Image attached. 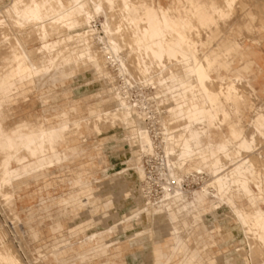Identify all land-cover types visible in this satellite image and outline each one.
I'll return each mask as SVG.
<instances>
[{
  "label": "bare ground",
  "instance_id": "bare-ground-1",
  "mask_svg": "<svg viewBox=\"0 0 264 264\" xmlns=\"http://www.w3.org/2000/svg\"><path fill=\"white\" fill-rule=\"evenodd\" d=\"M165 1L167 3L164 5L159 0H10L3 10L0 9V198L3 199L4 206L11 210L15 204V195L23 186L30 182L38 183L42 179L45 183L46 177L56 171L71 172L72 177L65 174V177L57 178L58 181L66 180L70 185L72 191L66 197L55 200L56 197L53 196L38 195L37 212L29 211L25 220L21 221L27 227L32 240L40 239L39 228L45 221L50 228L58 230L60 239L49 247L48 254L52 259L67 262L69 258L63 254H70L75 260H84L88 255L95 256L100 252L104 256V262L98 264H114L109 258L119 257L125 250L121 245L128 242L130 248L145 250V257L150 264H153L152 256L157 261L164 257L162 264H169L175 254L179 255L177 264H246V261H252L258 255L264 254V246L259 238L262 226L258 216L259 213H264V205L259 199L251 202L245 191L247 186L248 191L258 198L260 192L256 188V182L260 177L258 174L254 177L244 166L243 161L251 164L250 155L245 153L242 156V149H238L236 144L226 143L230 124L224 123L227 126L224 142L216 139L211 129L214 128L216 118L219 122L224 121V113L228 111L223 108L221 101L220 107H217L205 103L203 99H197L193 106L192 92H185L179 86L187 84L191 87L195 84V80L189 82L183 78L184 57L189 52L196 60L205 56L200 55V47L214 24L223 25V21H218L214 13L223 7L225 0H214L211 6L212 15L198 4V0H184L185 4L181 7V0ZM125 3L129 5L128 9L123 7ZM36 4L47 5L44 14L48 18L41 23L27 18L30 8ZM141 4L148 9L153 5L164 8L168 12V25H164V18L161 17L158 22L152 21V27L145 34V29L149 27L145 22L148 17L145 9L137 7ZM237 8L238 5L232 14ZM262 13V3L257 4L249 13L250 19L254 16L258 18L260 24H257L260 27ZM97 15L103 17L102 21H98L100 28L96 25ZM13 24L30 31L29 35L34 33L36 46L28 47L24 44L26 40L22 41L23 38L16 34L9 36L6 29ZM25 33L27 35L28 32ZM98 42L102 44L100 49L99 46L98 49L95 47ZM255 42L260 44V39L256 38ZM161 50L164 55L157 59L153 53L159 54ZM222 56L227 58L228 53L224 51L214 55L217 58ZM16 57L21 59L17 60ZM219 61L227 65L231 63L228 58L226 62ZM110 66L115 67L118 75L123 77L121 85L116 82L111 85L115 75H111L113 72L110 74ZM85 75L90 76L91 79H88L91 82L101 83V86H104L102 80L105 81L103 84H110L108 87L113 91V94L110 92L113 100L111 102H114L112 108L101 109L95 103L92 107H83L86 111L81 115L75 100L62 105L49 103V99L54 100L55 96L47 93L54 90L55 86L64 84L70 78H82ZM170 76H175L179 83L169 80ZM230 77L232 76L224 75L221 80L213 77L214 85L205 87L210 92L213 88L217 92L226 85L223 91L227 95L229 84L232 89L236 88L232 85L233 79L229 81ZM161 78L166 84H160ZM137 82H144L142 87L155 84L153 88L158 91L154 92L155 97L158 94L160 96H152V99L158 108H155L158 114L156 121L159 123L161 141L157 145L162 151L163 165L167 172H163L165 182L161 184V195L155 198L158 201L150 199L144 192L148 181H144L145 173L140 157L155 154L156 146L143 119L147 115L142 110L145 103L143 100L131 101L127 93L129 85L133 87ZM169 87L175 88L176 92L169 91ZM32 88L46 90L40 92L41 111L32 118L19 117L14 125L5 127L4 112L12 109L19 100L26 103ZM185 96L187 102L183 98ZM99 99L101 102L109 101ZM181 104L184 107H180ZM230 109L234 110L232 103ZM50 112L54 113L51 118L47 116ZM217 115L221 117L218 118ZM180 121L182 126H178V129H174L176 125L171 126ZM106 123L108 127L110 125L111 128L113 126L123 129L113 135L112 141L123 139L124 148L129 149L127 154L119 149L121 147L116 150L107 149L108 154L118 152L111 155L113 158L124 155L132 163L136 177L118 172L106 181H98L91 175L99 170L106 177L113 168L112 163L105 169L94 164L86 166L85 162L70 167L83 158L91 163L95 157L102 161L106 153L100 152L101 146L110 142L109 137L100 139L99 147L94 149L96 156L91 149L83 147L81 143L77 144V141L80 142L81 136L83 138L85 129H91L97 134L105 130ZM248 132L245 139L252 140L253 132L250 129ZM221 145L227 155L218 151ZM186 148L191 149L192 155H184ZM217 164L218 167H215ZM192 167L198 172H206L209 182H205L199 190L194 191L193 198L187 200L181 181ZM42 187L45 189L47 186L45 184L39 189ZM212 196L216 201L205 208L204 202ZM127 199L133 205L128 212L116 211L117 207H121V201ZM243 199L242 205L240 202ZM162 204H165L167 210L163 211ZM221 204L230 213L222 212ZM234 212H239L246 221L241 222ZM81 214L85 217L77 220ZM14 215L16 219H20L17 214ZM148 217L152 221L144 227ZM64 219L71 222L67 237H63L59 230ZM220 220L223 223H219ZM231 221L241 229L246 239V257L239 248L233 253L212 255L214 248L219 249L221 243L227 247L231 245ZM124 222L133 226L129 235L126 234L121 239L111 238V234ZM137 226L141 228L139 231L134 230ZM99 227L105 229L102 231ZM90 228L94 229L85 233ZM80 234L83 236L77 237ZM1 237L3 239L4 236ZM71 237L77 238L71 240ZM2 239L0 248L6 247L21 264L17 250L14 248L17 252L14 253L9 241L6 244ZM190 239L194 240L192 243L195 244L191 243L193 246L190 245ZM166 243L170 244L168 254L163 251ZM115 245L117 246L112 250ZM236 252H242V255L237 256ZM46 256L44 253L41 259ZM219 258L223 260L220 261ZM82 263L90 264L86 261L80 264Z\"/></svg>",
  "mask_w": 264,
  "mask_h": 264
},
{
  "label": "rangeland",
  "instance_id": "rangeland-1",
  "mask_svg": "<svg viewBox=\"0 0 264 264\" xmlns=\"http://www.w3.org/2000/svg\"><path fill=\"white\" fill-rule=\"evenodd\" d=\"M8 2H10V0H1L0 1V9L3 10L4 5L8 4ZM159 2H160V0H159ZM160 3L164 4L162 2H160ZM241 7H243V12L245 14H248L251 6H241ZM252 9H253V7H252ZM238 10H239V8H238ZM243 12H240V11L237 12V10H236V12L233 13L229 17L228 21H225V23H226L225 25L219 26V28L222 30L224 29L226 33H227V30H232L230 34H233V36L230 37V39L233 40V41L232 40L231 41L233 42V45L235 46V48L238 50H239V48H240L239 46H241V44L250 43V41H255L256 38H259L260 40H262L260 37H258L259 36L258 30L261 29V27L257 24V23L260 24V21L258 20V18L253 19L251 21L252 22L251 23L247 20L246 15L242 14ZM96 18H97L96 19V25L98 26V28H100V22H98V21H102L103 17L101 15H97ZM13 25L16 26V24H13ZM13 25H11L9 28L6 29L9 36H14V34H16L17 37H19L21 39L23 38L22 41L26 40V42L25 43L23 42V43L25 45H27L28 47H35L36 46V41L34 40V36H33L34 33H31L32 35H29L30 31H25L26 29L24 27L22 30V27L20 26L21 29L19 30L20 27H17L18 25L16 27ZM246 29H248V30L254 29V33L256 34V36H252L250 34V31H245ZM19 32H21L22 34ZM25 32H28L27 35ZM19 34H21V35H19ZM237 34H239V35H237ZM212 39L213 38L210 37V38L204 40V44L200 48V55L206 54V53L201 52V49L204 45H207L208 43H210V41ZM216 39H219L221 41L222 40L224 41L225 39L229 40L228 37L225 38L222 36L220 38H216ZM98 46L100 49L102 44L98 42L95 45L96 49H98ZM260 48L264 52V44L261 45ZM225 62H226V60H225ZM240 67H242V66H240ZM114 69H115V67H111V66L108 67L110 74L113 72L111 75H113V76L115 75V77H116V78L115 77L112 78L111 85L115 82L117 83V85H121L123 82V79H122L123 77L120 76V74L118 75L116 69L115 70ZM237 71L239 72V70H237ZM237 71L236 70L234 71V69H233L231 71V74H230L232 76V79L235 76L240 77V79H233L234 83H232L233 87H236L235 90L233 89V94L231 97V99L233 101L232 104L234 105V110L230 109V104L228 103V101L226 99H222L220 101L222 102L223 108L226 111L229 110V112H230L229 113V119L231 121V125H236L237 129L239 131H241L242 134H245L246 132L249 131V129H250V132L255 131L253 121L256 119V115L259 113V109L262 105V102H264V94H261L260 98H256V96L253 92V89L251 88L248 80L245 79ZM87 76L88 75H85L82 78H76V79L70 78L64 84L55 86L54 90L47 93V95H49V96H55L54 100L49 99V103L53 104V102H55L56 105H62V104L67 103L68 101L75 100L77 105L79 106L78 108L80 109L79 112L81 115L84 114V112L86 111L83 107H86V106L92 107V106H94L95 103H96V105H100L101 109L107 108L109 110V108H112V106H114V104H113L114 102H111L113 100L111 99L110 96H111V93L113 94V91L110 90V88L108 87L110 84L109 85L108 84L106 85L105 83L103 84V82H105V81L102 80V85H104V86H101V83H98L96 81L91 82L90 76H88V77ZM220 76H221V79H223L224 75L220 74ZM88 78H90V79H88ZM86 79L88 81L89 80L90 81L88 82ZM215 79H216V77H215ZM229 80H231V79H229ZM260 82H262L261 79H260ZM142 84H144V82H142V83L137 82L133 87H131L129 85V90L127 93H129L128 96H129L131 101L136 100L138 102V100H140V101L143 100V102L145 103V106H144L145 108L143 107L144 109H142V110H143V114H145V115L147 114V115L144 116L145 118L143 117V119H144L146 127L148 126L149 131H151L150 135L153 136L152 138H153V141L155 142L156 149L154 152L155 154L150 155L149 157H147L146 155H142L141 156L142 158L140 157V160H141V166H142L144 173H145V177H144L145 180L144 181L145 182L148 181L147 182L148 185H146L144 192H145V194L148 195V197L150 199L155 200L156 197L161 195V189H162L161 184L164 181L163 175H164V173L167 172V170L165 169V167L163 165V163H164L163 158L164 157H163L162 151L160 148H158V145H157L161 141L160 127H159V123H157V121H156V119L158 117L156 110L158 108H157L155 102L153 101L152 96L155 97L156 95L154 94V92L157 93L158 91H155V88H153V86H147V87L143 86L142 87ZM253 84L256 87V89H258V84H255V83H253ZM225 86L226 85H223L222 90L225 89ZM105 87H106V89H105ZM43 91L45 92L46 90L42 89L40 91V90H35L34 88H32V93L29 94V96H28L29 100L26 103L22 102V100H19L18 104H15L12 109L4 112L5 120L3 122V125L5 127H9V126L14 125L16 119L19 117L24 116L27 118H32L37 113H39L42 109V106L40 104V97L42 96V94H40V92H43ZM220 91H221V89L217 92H220ZM96 92H99V93H96ZM108 92H109V97H108ZM55 93H57V94H55ZM100 93H102V94H100ZM223 93H224L225 97L229 96V94L226 95L224 91H223ZM237 96L242 97V100L237 101L236 100ZM97 97L105 99V100H109V101L101 102V100ZM157 97L158 98L160 97L159 94L157 95ZM157 97H155V98H157ZM247 98L254 99L252 102V106H251L250 102L247 101ZM155 108H157V109H155ZM251 109H255V112L251 111ZM145 112H148V113H145ZM217 112L220 113L219 110H217ZM237 112H239V116L236 115ZM53 114L54 113L50 112L49 114H47V116L49 118H51V116ZM149 115L152 117V120H151V117ZM217 117L219 118V117H221V115L220 116L217 115ZM51 120H53V119H51ZM146 122L148 124H146ZM181 122L182 121H180L179 123H176V124L175 123L171 124V126L174 127V125H176V127H174V129H178L179 128L178 126H182ZM179 124H181V125H179ZM107 125H108V123H106V126ZM213 126H214V128L211 127V129H213V131H214L215 138L218 139L220 142H224L225 140H223V139H224V137L226 138V135H227L226 124L219 123V119L216 118L215 124ZM216 127H217V129L219 127L220 130H217ZM122 130L123 129L121 127L115 128L112 126V128H111L110 125H109V127L108 126L105 127V130H103L102 132L97 133V134L94 133L91 129H85V131H84V129H82V131H84L85 135H83V138L81 136L80 142L77 141V144L81 143L82 145H84L83 147H87V148L91 149L90 151H92V153L94 155L96 154V150H94V149L99 147L98 144H99L100 139L103 137H109L110 138V142L104 143L103 146H101V150H100V152H105L106 156L102 158L103 162L99 161L98 157H95V159L92 161V163H91V161H88L85 158H83V160H77L73 165H70V167L72 168L74 165L79 164L80 162H85L86 166H91L92 164H94L98 168L105 169L108 166H110V163H112L113 168L108 171V173H107L108 175L106 174L107 175L106 177L103 176V174L99 170L95 173H92L91 175L93 177H95L96 179H98V181L99 180L100 181H106L113 174L118 173V172H122L124 174H127V176H130V177H136L135 173L133 172L132 163L129 162L127 160V158H125L124 155L118 156L117 158H113V156H111V155H116V153H118V152H116V153L113 152V154H108L109 151H107V149L108 150H112V149L116 150V148L121 147L119 149L122 151L124 150V152L126 154L129 152V149L127 147L124 148V146H123L124 145L123 139H121L120 141H117V142L112 141L114 139L113 135L117 132L122 131ZM246 135H248V134L246 133ZM95 141H97V143ZM256 146L258 147V142H257ZM231 149H234V147H232ZM230 152H232V151H230ZM245 153H246V155L248 154L246 151L241 150V154H243L242 156H244ZM188 172L189 173L186 174L187 176L184 175V178L181 181V184H182V189L185 193V197L187 198V200H191L193 198L194 191L199 190L200 189L199 187H202L203 184H206L205 182H207V181L209 182V180H208L209 176L207 175L206 172L196 171V169L194 167L189 168ZM65 174H67V176H69V177H72L71 172L68 173L65 171V173H64V171H56L55 174L46 177L47 179H46L45 183L43 182L44 180L42 179L38 183L30 182L26 186H23L21 188V190L17 193V195H15V204L11 208V210L8 209L6 206H4L5 205L4 201H2L3 199L0 198V231H1L0 232V239H2L1 236H4L1 241L5 242L6 244L9 241V246L11 247V245H12L11 250L14 253L16 252V251H14V248H15V250H17L18 256H20L19 260L22 261L23 264H40V263L41 264H56V262H60V264H80L81 262H84V261L89 262L90 264H98V263L104 262V256L102 257L100 252H98L95 256L94 255H88L87 258L84 260H75L70 254H68V255L63 254L64 256L69 258L67 260V262L52 259V257L48 253H49V250L51 248L50 247L51 244L60 239V237L58 236L59 235L58 230L50 228L49 223L47 221H45L44 224L42 225V227L39 228V231L41 234L40 239L39 240H32L31 236L28 232L27 227L21 223V221L23 222L25 220V217L29 211H32L34 213L37 212V209H38L37 204L39 203L38 195L53 196V197H56L55 200H58V198H60V197H66L72 191L70 189V185L67 183L66 180L58 181L59 178L65 177L66 176ZM180 175H182V173ZM58 176H59V178H58ZM45 184L47 186L45 189L43 187H42L43 189L42 188L39 189L40 186H43ZM94 185H97V183H95ZM103 186L105 187L106 184ZM117 192H118V190H117ZM0 197H1V195H0ZM209 200H210V203H209ZM155 201H158V200H155ZM215 201H216V199L213 198V196H212L211 199H206L203 206L205 208H208V207H210L211 203H213ZM240 203L243 205L244 199ZM119 205L121 207L116 208V211H118V212H120V211L128 212V209L133 206L132 202L128 199L121 201V203ZM164 205L165 204L161 205L162 209L164 207L163 211L167 210V209H165L167 207ZM220 210H222V212H224V213H230V210L223 204H221ZM14 213L17 214L21 220L16 219ZM12 214H13V216H12ZM13 217L15 220L18 221L17 223L14 222L15 220L13 219ZM84 217H85V215L81 214L77 218V220L83 219ZM118 217H120V213H118ZM12 219H13V221H12ZM148 219H149V221L151 220V218L148 217L147 221H148ZM147 221L145 222L146 225L144 227H146L147 225H150L152 220L150 222L149 221L147 222ZM117 222H119V220ZM70 223L71 222H68L66 219H64L63 223H61V227L59 228V230L62 231V234L64 235L63 237L68 236L67 230L69 229ZM219 223H223V221L220 220ZM230 223L232 224L230 226V230H231V234H232L231 245H229L227 247L225 244L221 243L219 245V249L214 248V250H213L214 254H212V255L218 256L221 253L222 254H225L227 252L233 253L235 249L239 248L244 253L243 254L244 257H246V254H245L246 253V247H245L246 239L244 238V235H243L241 229H238L236 227V225L233 223V221H231ZM99 228L102 231L105 229V228L102 229L101 227H99ZM93 229L94 228H90V229L86 230L85 233H89ZM132 229H133V226L131 223L124 222V223L120 224L118 229L111 234V238L121 239L124 235H126V234L129 235V233H130V231H132ZM140 229L141 228L138 226H137V228L136 227L134 228L135 231H139ZM2 231H3V233H5V235L2 233ZM53 234H54V236H53ZM82 236L83 235L80 234L77 237H82ZM77 237H71V240H75V238H77ZM190 241H191L190 245L193 246L192 244H195V243H192V241L194 242V240L190 239ZM116 246L117 245L112 247V250H114V248ZM121 246L123 248H125V250H123V253L119 257H116V258L110 257L109 258L111 261H114V264H150L148 259L145 257V254H146L145 250L130 248V242L123 243ZM169 250H170V244L166 243V245L163 249L164 254H168ZM142 251H143V253H142ZM44 253L47 256L45 258L41 259L42 255H44ZM241 253L236 252V255L241 256L242 255ZM16 256H17V254H16ZM91 258H92V260H88ZM163 258L164 257H161L157 261L156 257L152 256V263L153 264H162L164 262ZM219 259H220V261L223 260V258H219ZM248 261H246V264H264V254L258 255V257L253 259L252 261H250V260H248ZM22 262H21V264H22ZM178 262H179V255L175 254L172 256V259L170 260L169 264H177ZM220 263H222V262H220ZM82 264H84V263H82Z\"/></svg>",
  "mask_w": 264,
  "mask_h": 264
},
{
  "label": "snow or ice",
  "instance_id": "snow-or-ice-1",
  "mask_svg": "<svg viewBox=\"0 0 264 264\" xmlns=\"http://www.w3.org/2000/svg\"><path fill=\"white\" fill-rule=\"evenodd\" d=\"M123 7L125 9H128L129 5L125 3ZM137 7L141 9H145L146 15L148 17V20L145 22L148 24L149 27L145 29V34H147L148 30L152 27V21L158 22L161 17L164 18L163 21L164 25L165 26L168 25L169 23L167 19L168 12L165 11L164 8H157L155 5H153L151 9H148L147 6L143 4L137 5ZM235 7H237V0H225L223 7L216 10L214 15L216 16L218 21H228ZM46 8H47L46 4H36L32 6L29 12L27 13V18L29 20L36 21L37 23L43 22L45 19L48 18L44 14V10ZM97 11H99L98 7H97ZM261 25H262L261 30L264 31V13L261 14ZM117 30L119 31V29ZM160 34L163 35V33ZM189 48H191L190 44H189ZM153 55L156 56L157 59H159L164 55V52L163 50H161L159 54L153 53ZM171 55L172 53L171 51H169V56ZM16 58L17 60L21 59V57H16ZM184 64H185L183 70L184 80L189 82L195 80V84H193L191 87H189L187 84H180L179 86L183 88L185 92L188 91L192 92L193 106H195V102L197 99H203L205 103H211L216 105L217 107H220V100L222 99H226L229 104L233 103L231 99L233 94V89L231 87V84H229L228 97L224 96L222 89L220 92H215V89L213 88V91L210 92L208 87H205V85H209V86L214 85L213 76L216 77V80H220L221 72L229 73L231 71L229 65L221 63L219 61V58L214 57L212 55H205L202 57L201 60H196L195 56L191 52H189L188 55L184 57ZM225 79H227V77H225ZM233 79H240V77L235 76L233 77ZM169 80L179 83V81H177L175 76H170ZM159 82L161 85L166 84V81L163 78H161ZM153 87H155V84H153ZM169 91L175 93L176 89L169 87ZM183 98L185 102H187V97L185 96ZM236 100L237 101L242 100V97L237 96ZM180 107H184V105L181 104ZM251 111L255 112V109H251ZM236 115L239 116V112H237ZM190 116H191V109H190ZM224 116H225L224 121H220L219 123L230 124V134L226 143L228 142L234 143L236 144V147L238 149H242L246 151L250 155L251 164H249V161H243L244 166L254 177L257 174L260 177L259 181L256 182V188L260 192L258 198L254 195L253 192L248 191L247 186L245 187V191L250 197L251 202H254L256 199H259L261 204L264 205V102H262L261 108L259 109V113L256 115V119L253 121L255 131L252 134L253 135L252 140H246L245 139L246 134H242V132L237 129L236 125H231L229 114L227 112L224 113ZM257 141L259 142L258 149L256 147ZM218 151L225 152V155H227V152L223 147V145H221L218 148ZM184 155L186 156L192 155L191 149L186 148ZM229 159H231V157H229ZM237 166H239V164ZM215 167H218V164L215 165ZM5 199H7V197H5ZM234 215L241 222L246 221V218L243 217L239 212H234ZM258 216L262 226L261 234L259 238L261 245L264 246V213H259ZM214 231H216V229H214ZM249 231H251V228H249ZM36 235L38 238V234ZM0 264H19V261L6 247H4V248H0ZM56 264H60V262H56Z\"/></svg>",
  "mask_w": 264,
  "mask_h": 264
},
{
  "label": "crops",
  "instance_id": "crops-1",
  "mask_svg": "<svg viewBox=\"0 0 264 264\" xmlns=\"http://www.w3.org/2000/svg\"><path fill=\"white\" fill-rule=\"evenodd\" d=\"M184 0L180 1L179 7H181L182 4H185L183 2ZM160 2L164 3V5L167 3L165 0H160ZM214 0H198V4L205 8L206 12L209 14H213L212 4ZM259 3H262L264 6V0H237V12H243V7L241 6H251L250 11L248 14H245L244 12L242 14L246 15V18L249 22H251L254 18H249V13L255 8V6ZM253 7V9H252ZM252 23V22H251ZM225 21H223V25H225ZM220 25L214 24L213 27L210 29L209 33L206 36V39L213 38L210 43L207 45H204L201 49V52L206 53L205 55H216L221 54L222 52L226 51L228 53V60H231V63L229 64L231 71L234 69V71L239 70L238 73H240L245 79L248 80L251 88L253 89V92L256 96V98H260L261 94H264V52L261 50V45L264 44V31L261 29L258 30L259 36L262 40H260V44L256 43L255 41H250V43H244L239 46V50L235 48L233 45V40L230 39V37L233 36V34H230L232 30H227V33L225 30L219 28ZM245 31H250V34L252 36H256L254 33V29H246ZM212 35V36H211ZM239 35V34H237ZM228 37L229 40L225 39L224 41L216 39L220 37ZM215 38V39H214ZM232 40V41H231ZM227 42V43H226ZM232 42V43H231ZM203 45V44H202ZM201 45V46H202ZM238 45V44H237ZM237 47V46H236ZM201 48V47H200ZM231 54V55H230ZM226 57H220L219 59L224 61L227 60ZM242 66V67H240ZM231 71L229 73L221 72L222 75H230ZM231 76V75H230ZM214 77V76H213ZM215 78V77H214ZM230 77L229 79H231ZM260 79L262 82H260ZM231 81V80H229ZM258 84V89L254 86V84ZM254 99L247 98V101L250 102L252 106V102ZM250 106V107H251ZM249 107V108H250ZM245 110V109H244ZM243 110V111H244ZM228 113L229 110H228ZM243 115V114H242ZM240 129V128H239Z\"/></svg>",
  "mask_w": 264,
  "mask_h": 264
}]
</instances>
